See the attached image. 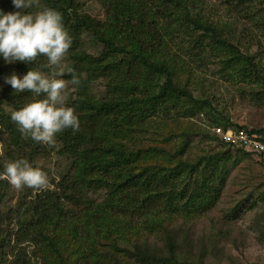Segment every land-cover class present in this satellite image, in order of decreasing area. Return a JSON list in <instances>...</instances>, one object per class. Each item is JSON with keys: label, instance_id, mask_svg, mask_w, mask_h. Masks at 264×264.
Here are the masks:
<instances>
[{"label": "trees", "instance_id": "obj_1", "mask_svg": "<svg viewBox=\"0 0 264 264\" xmlns=\"http://www.w3.org/2000/svg\"><path fill=\"white\" fill-rule=\"evenodd\" d=\"M39 1L43 9L62 14L72 37V46L65 56L69 69L65 79L72 89L67 106L75 110L80 126L78 131L65 129L56 134V142L51 146L26 138L12 121L11 113L31 102L32 93L17 92L10 85L3 87L0 129L6 134V162L0 163V173L9 161L21 158L37 167L38 159L55 149L70 164L58 179L51 180V187L19 189L16 205L0 213V223L12 219L15 213L21 236L16 242L35 240L38 255L47 264H123L119 259L123 254L155 264L177 263L174 215L183 211L188 217L189 210L187 203L175 194V181L171 179L180 178L184 169L195 171L201 160L183 159L179 155L183 152L182 143L174 139L167 140L168 148L165 126L153 125L154 120L150 118L156 107L169 101L172 108H180L179 103L181 107L200 108L206 103L212 106L209 99L192 93L193 87L188 83L191 69L181 56L185 55L183 50L200 59L206 47L214 49L211 43L218 45L217 50L222 52H227V47L231 54L226 56V63L236 69L244 64L240 76H250L252 82H263L264 86L263 65L255 60L254 54L251 56L234 46L230 37L223 34L225 25L199 13L200 4L193 1L95 0L104 11L103 19L84 11L78 0ZM228 29L231 31L229 26ZM86 32L98 41L97 54L83 46L82 37ZM47 63L46 56H38L29 64H12L22 75L28 70L48 72ZM73 74L79 78V85L71 83ZM99 80L105 89L102 95L96 96L92 84ZM158 112H161L159 107ZM216 126L235 127L218 124L213 128ZM247 131L260 135L264 141V130ZM222 144L228 150L247 152ZM250 154L263 159L258 154ZM9 188L10 182L0 178V205ZM213 191L207 185L203 192ZM90 192L103 193L102 201L91 199ZM149 214L152 219L148 218ZM100 224L109 226L105 235L112 236V242L100 248L92 239L85 252L83 242L89 239L83 233L88 235ZM148 228L160 233L167 252L157 253L139 244L143 230ZM3 242L4 238H0V245ZM102 260L105 261L101 263Z\"/></svg>", "mask_w": 264, "mask_h": 264}, {"label": "rangeland", "instance_id": "obj_2", "mask_svg": "<svg viewBox=\"0 0 264 264\" xmlns=\"http://www.w3.org/2000/svg\"><path fill=\"white\" fill-rule=\"evenodd\" d=\"M78 1L84 11L104 18V11L95 0ZM192 1L200 4L197 6L202 10L199 13L209 16L214 23L218 21L225 25L223 34L230 37L234 46L242 49V52L247 51L251 56L254 54L255 60L264 67L263 0H189V3ZM0 10L9 12L15 9L11 0H0ZM41 10L42 3L34 0L33 6L24 11L34 14ZM260 13L263 15L259 16ZM82 40L88 52H99L100 45L90 32L84 33ZM211 45L214 49L206 47L200 59L185 50L182 51L185 55L181 56L191 69L188 83L193 87L192 93L195 97L209 99L212 106L206 103L198 106L200 108L191 105L181 107L179 103L180 108L175 106L174 109L169 101L158 106L161 112L156 107L150 118L154 120L153 125L159 127L163 123L165 126L168 148V141L174 139L182 143L183 152L179 155L183 159L201 160L195 171L184 169L180 178L171 179V182L175 181V194L180 195L181 202L187 203L189 210L188 217L183 211H177L174 215L178 241L175 249L178 262L174 264H264V160L249 152L228 150L212 130L218 124L264 130V86L263 82H252L250 76H240L244 64L236 69L234 65L226 63V56L231 54L226 45L224 47L227 52L217 50L220 48L218 45ZM1 67L3 74L0 76V94L7 85L4 77L13 71L18 74L13 64H6L3 59H0ZM50 70L64 73L61 78L66 83L68 105L72 91L65 79L69 72L68 61L64 57L58 66ZM104 89L101 80L92 84L96 96L102 95ZM4 107L10 111L7 105L4 104ZM189 107L191 109H187ZM148 128L153 130L150 125ZM5 138V132L0 129V163L6 162ZM68 164L69 161L56 154V149L37 161V167L48 174L50 185L51 180L58 179ZM172 164L170 161L169 166ZM207 185L214 188L213 193L203 192ZM18 190L10 183L7 196L0 205V213L16 205ZM89 197L96 202L102 201L103 193L90 192ZM14 214L12 219L0 223V238H4L0 245V264H47L38 255L35 240L16 242L21 236ZM151 217L149 214L148 218ZM139 220H143V217ZM108 227L107 224H100L97 229L92 228L88 235L83 233L89 239L83 242L85 252H88L87 246L92 239L100 248L112 242V236L105 235ZM143 232L138 240L140 245L151 251L156 250L157 253L160 250L167 252L159 232L155 233L149 228ZM119 259L123 264H155L135 257L128 258L125 254ZM92 260L99 263L96 259Z\"/></svg>", "mask_w": 264, "mask_h": 264}, {"label": "clouds", "instance_id": "obj_3", "mask_svg": "<svg viewBox=\"0 0 264 264\" xmlns=\"http://www.w3.org/2000/svg\"><path fill=\"white\" fill-rule=\"evenodd\" d=\"M14 11L0 10V59L6 64H29L38 56L47 57V67L58 66L72 46V37L60 12L45 8L36 13L24 11L34 0H11ZM60 71L28 70L19 75L13 71L4 83L17 92L32 93L31 102L11 113V119L26 138L48 145L55 144L56 134L65 129L79 130V118L66 105V83ZM71 83L79 85L73 74ZM43 97V98H41ZM17 189L51 187L48 174L27 159L9 161L0 173Z\"/></svg>", "mask_w": 264, "mask_h": 264}, {"label": "built area", "instance_id": "obj_4", "mask_svg": "<svg viewBox=\"0 0 264 264\" xmlns=\"http://www.w3.org/2000/svg\"><path fill=\"white\" fill-rule=\"evenodd\" d=\"M212 130L220 141L235 148L258 154L264 159V141L260 135L239 127L224 129L221 126H216Z\"/></svg>", "mask_w": 264, "mask_h": 264}]
</instances>
